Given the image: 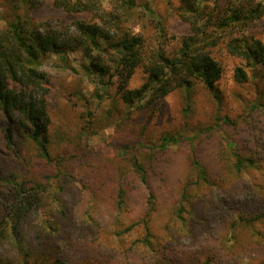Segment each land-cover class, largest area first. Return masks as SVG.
<instances>
[{
    "label": "trees",
    "instance_id": "trees-1",
    "mask_svg": "<svg viewBox=\"0 0 264 264\" xmlns=\"http://www.w3.org/2000/svg\"><path fill=\"white\" fill-rule=\"evenodd\" d=\"M47 1L72 22L39 21L34 12L45 0H0V7L7 9L0 27V111L8 121L0 146V264H235L243 257L264 264V231L247 227L264 226V180L258 185L250 179L240 185L229 182L214 192L220 165L198 148L186 154L190 167L176 169L170 159L162 163L167 146L197 137L195 143H200L212 131L210 126L191 137L166 134L153 146L137 141L133 151L122 145L119 155L128 160L127 168L114 169L90 156L82 161L72 156L73 165L57 167L52 175H41L37 166L38 161L51 162L50 144L65 141L61 131L52 138L48 134L52 122L42 69L46 57L67 60L69 53L79 51L82 75L94 86L92 97L101 102L112 91L128 114L177 90L189 98L196 84L215 98L224 73L217 53L241 59L233 69L238 84L250 78L246 67L264 66V39L252 30L264 16V0L168 2L166 14L188 29L171 51L165 43L166 17L145 2ZM136 24L141 31H134ZM137 69L144 81L131 88ZM183 111L188 114L187 107ZM249 111V121L241 126L221 118L223 124L234 125L249 147L230 149L234 159L229 172L234 176L264 160V122L257 118L261 112L264 117V102L254 100ZM79 117L77 136L87 138L92 112L84 110ZM146 147L147 159L142 160L141 148ZM25 149H34L37 162ZM203 183L209 193L193 199L191 187ZM163 202L168 219L157 228L154 215ZM236 230L238 243L227 245L236 239ZM182 236L192 239L195 256L193 251L183 253ZM212 236L219 243H211Z\"/></svg>",
    "mask_w": 264,
    "mask_h": 264
},
{
    "label": "rangeland",
    "instance_id": "rangeland-1",
    "mask_svg": "<svg viewBox=\"0 0 264 264\" xmlns=\"http://www.w3.org/2000/svg\"><path fill=\"white\" fill-rule=\"evenodd\" d=\"M139 1L140 3L145 2L154 12L166 17L165 27L167 36H169L165 41L166 48L169 51L174 50L178 40L188 32V29L186 24L177 17L167 15L166 8L168 2L177 6L180 0ZM202 1L211 5L215 0ZM141 9V6H138L139 12ZM6 11V8L0 7V27L3 25L2 17L5 16ZM34 16L39 21L51 24L57 20L64 23L72 22L70 15H64L59 10H54L47 0L34 12ZM72 28V26L69 27V33ZM133 29L134 31L142 30L138 24ZM252 30L256 36L264 39V16L254 22ZM144 34H148V30L144 29ZM217 56L224 66L223 76L216 83L219 89L218 97L214 98L213 94L201 84H196L190 92L189 98L185 95V91L177 90L157 100L151 106L130 114L126 113V104L116 100L112 91L101 102L92 97L94 86L90 79L82 75L80 67L82 54L79 51L69 53L66 57L67 60L55 56L46 57L43 60L42 69L47 75L49 87L46 100L52 123L48 134L52 138L54 134L61 131L65 141H56L49 145L51 162H43L44 165L41 164L42 161L37 163L41 175H52L56 172L57 167L65 170L69 165H73L75 158L82 161L86 156L102 162L103 165L112 164L114 169L119 166L127 168L128 160L119 155L122 145L132 148L131 151H133L137 146V141L143 142L147 146H153L160 143L162 136L166 134L177 132L191 137L199 128L210 126L212 131L204 135L200 143H195L199 138L197 137L192 139L191 143L183 141L178 145L167 146L168 150L161 156L162 163L165 165L166 160L170 159L174 161L176 169H180L181 166L190 167V161L186 159V154L192 149L198 148L200 151L208 152V155H213L215 162L220 165L221 177L217 181L214 192L219 191L223 185L229 182L243 184L245 179H250L252 184H261L264 180V160L260 162L262 164H259V167H252L250 172L236 174V176L229 172L230 164L234 159L230 149L233 148L239 152L242 149L241 146L249 147L245 143L243 144L234 125L223 124L221 118L227 116L228 119L234 120L237 126L249 121L251 102L257 99L264 102V66L246 67L250 78L248 81L238 84L233 79V69L240 64L241 59L222 52L217 53ZM143 81L144 75L140 69H137L130 79L129 86L131 88L138 87ZM185 107L188 108V114H184ZM87 109L92 112L93 123L86 131L87 138L84 135L78 137L76 131L80 124V112ZM261 114L262 112L257 118L264 122V117ZM7 123L6 117L0 111V146L4 143L3 130ZM260 139L264 140V133ZM210 140H215L216 144L210 143ZM25 151L27 156H32L31 160L34 159L37 162L36 157L33 156L34 149H25ZM148 151V147L141 148L140 158L142 160L147 159ZM58 152L60 156H64V159H58ZM207 188L205 183L191 187L193 199L204 198V195H207L206 192L209 191ZM166 206L168 207L167 203L163 202V205L159 206L160 212L154 215V223L157 228H161L165 220L168 219L167 214L169 213ZM247 227L254 231H264L263 224L259 223L249 224ZM226 235L227 231L224 229L222 238H226ZM235 236L236 239H231L227 245L238 243L237 230ZM212 238L211 243H219L216 236H212ZM180 244H182L183 253L189 256V253L193 251L194 255H192L195 256L197 249L193 246L191 238L182 236ZM204 256L199 260H203ZM235 264H255V262L251 263L250 258L243 257Z\"/></svg>",
    "mask_w": 264,
    "mask_h": 264
}]
</instances>
